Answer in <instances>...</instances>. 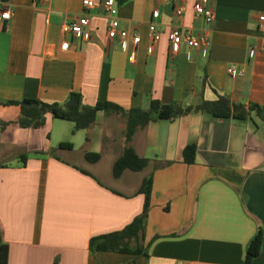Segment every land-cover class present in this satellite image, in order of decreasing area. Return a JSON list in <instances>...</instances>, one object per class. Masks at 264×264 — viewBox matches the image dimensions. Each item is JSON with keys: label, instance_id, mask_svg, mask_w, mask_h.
Masks as SVG:
<instances>
[{"label": "crops", "instance_id": "obj_1", "mask_svg": "<svg viewBox=\"0 0 264 264\" xmlns=\"http://www.w3.org/2000/svg\"><path fill=\"white\" fill-rule=\"evenodd\" d=\"M83 1L0 0V8L14 11L0 31V124L10 123L0 131V146L18 159L27 155L25 164L0 162L7 264H246L247 245L259 226L263 248L251 264H264V124L255 112L246 119L193 111L154 120L129 143L148 166L115 178L114 163L127 145L124 118L99 113L89 128L77 130L74 122L49 113L44 126L25 129L16 123L20 107L4 104L26 98L64 104L76 92L87 106L110 102L125 110L148 109L151 100L187 107L219 97L263 106L258 17L264 0H208L215 12L209 27L195 15L197 0L184 1L182 17L164 0H116L120 28L141 38L136 46L130 39H108V19L99 6L88 13L89 40L66 37L62 25L84 15ZM151 22L162 33L156 44ZM173 28L206 33L209 46L183 43L173 53ZM231 66L242 72L229 75ZM190 144L198 147L193 164L182 160ZM88 152L100 159L88 161ZM150 175L147 256L93 254V237L122 230L141 214L145 197L138 190Z\"/></svg>", "mask_w": 264, "mask_h": 264}, {"label": "trees", "instance_id": "obj_2", "mask_svg": "<svg viewBox=\"0 0 264 264\" xmlns=\"http://www.w3.org/2000/svg\"><path fill=\"white\" fill-rule=\"evenodd\" d=\"M124 0H119L122 3ZM5 105H16L20 107L21 114L16 122L21 128L38 129L45 125L46 115L52 114L55 118L69 120L75 123L77 130L89 128L97 121L98 114L119 115L126 120L125 139L127 145L124 147L122 155L116 160L113 166V176L119 178L126 170L140 172L144 170L149 160L140 157L135 149L129 145L133 135L139 128H145L157 119L173 120L193 111H205L215 117L236 119H246L251 112H255L257 117L264 124V105H243L232 103L226 97H219L215 101H203L197 106L184 107L178 103L163 105L158 100H151L148 109L125 110L120 106L110 102H98L94 106H87L83 103L80 93L69 94L64 104H48L37 99H22L19 101H8ZM10 123L0 124V131H3ZM61 148H70V144H61ZM197 145H187L182 152V160L187 164L195 163L197 156ZM22 164L26 163L27 155H22ZM86 159L90 162H97L100 159L99 153L88 152ZM82 172L88 174L86 171ZM152 175L146 177L138 193L145 197L141 214L125 228L119 231L93 237L89 247L93 254L101 252H114L130 254L134 256H147L145 246V231L148 213L151 205ZM263 248V228L259 226L254 237L250 240L246 248L245 261L251 264L253 260L260 256ZM8 262V246L0 237V264ZM56 264V263H55Z\"/></svg>", "mask_w": 264, "mask_h": 264}, {"label": "built area", "instance_id": "obj_3", "mask_svg": "<svg viewBox=\"0 0 264 264\" xmlns=\"http://www.w3.org/2000/svg\"><path fill=\"white\" fill-rule=\"evenodd\" d=\"M48 0H34L35 3H44ZM166 3L170 4L174 8V12L178 17H182L184 14V1L185 0H164ZM208 0H197L194 5V11L196 17L202 18L207 27L211 26L215 20V12L212 8L207 7ZM101 7L108 19L107 26V36L109 40H113L119 37L121 41L127 42L129 39L136 46L140 43L141 38L137 34H131L126 29L120 28V22L117 17L118 6L116 0H104L99 5H97L92 0H84L83 7L85 9L84 15L76 20L75 22L64 23L62 25V32L68 38H75L77 40H89L91 38V33L87 29L89 27L88 13L90 10ZM14 11L10 7L0 8V31L7 28L8 23L13 17ZM158 12L154 13V17H158ZM260 30L264 33V13L258 17ZM149 31L152 38V43L156 44L161 40L162 33L157 28L155 22H151L149 26ZM169 42L171 45V50L173 53L179 51L180 46L185 43L190 48H207L209 46V37L206 33H189L183 31L179 28H173L168 34ZM69 47V42H65L63 48L67 49ZM264 51V47H263ZM242 70L235 66H231L228 69V73L231 76H236L240 74Z\"/></svg>", "mask_w": 264, "mask_h": 264}, {"label": "rangeland", "instance_id": "obj_4", "mask_svg": "<svg viewBox=\"0 0 264 264\" xmlns=\"http://www.w3.org/2000/svg\"><path fill=\"white\" fill-rule=\"evenodd\" d=\"M107 124L113 123L114 126L116 127L115 129L120 132L124 130V127H121L119 124V121H114L112 118H107ZM12 152H6L5 148H1L0 146V162L5 163V164H15L17 160L20 161V159L15 158ZM145 172L137 174V177H141Z\"/></svg>", "mask_w": 264, "mask_h": 264}]
</instances>
